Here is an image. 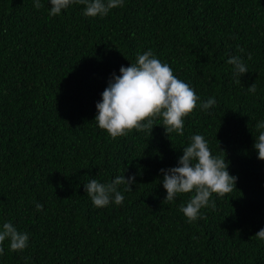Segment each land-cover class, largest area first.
<instances>
[{"label": "trees", "instance_id": "trees-1", "mask_svg": "<svg viewBox=\"0 0 264 264\" xmlns=\"http://www.w3.org/2000/svg\"><path fill=\"white\" fill-rule=\"evenodd\" d=\"M0 0V226L29 234L0 264H264V0H124L107 16L49 0ZM151 49L200 98L183 135L151 131L112 139L95 122L113 73ZM252 59L248 60V55ZM248 72L236 80L228 59ZM256 84V92L248 87ZM209 98L215 105L204 110ZM194 134L226 153L236 190L189 223L191 194L164 202L161 169L178 166ZM219 143V144H218ZM135 176L121 205L95 207L84 184ZM43 210L37 211L36 204Z\"/></svg>", "mask_w": 264, "mask_h": 264}, {"label": "clouds", "instance_id": "clouds-1", "mask_svg": "<svg viewBox=\"0 0 264 264\" xmlns=\"http://www.w3.org/2000/svg\"><path fill=\"white\" fill-rule=\"evenodd\" d=\"M49 3V15L53 17L60 15L70 4H79L84 6V16L95 18L107 16L111 10L122 7L124 0H49ZM34 7L40 9L43 5L40 0H34ZM251 59L249 54L248 60ZM227 62L233 66L239 84V77L248 72L247 64L240 56L230 57ZM256 90L255 83L248 87L250 93L254 94ZM199 99L195 90L149 49L143 54L138 53L130 66H121L119 75L113 73L101 101L96 104L95 122L112 139L127 136L133 130L151 134L158 119H162L166 135L173 132L183 135L184 119L196 109ZM214 105L215 99L209 98L201 107L208 110ZM256 128L259 135L254 138L253 147L258 152V159L264 161V121ZM219 150L222 155H214L205 137L194 134L188 146L183 148L178 166L160 170L167 193L163 203L174 201L178 195L191 194L187 203L180 206L189 223L204 218L202 209L209 206L215 209L213 195L224 197L236 190L238 178L230 175L226 153ZM135 180V176L125 179V175H118L112 181L102 183L94 178L89 179L84 188L92 204L104 208L110 203L121 205L125 199L123 192H132L131 185ZM36 209L42 211L43 205L37 203ZM255 238L264 241V229ZM6 240L12 252L23 251L28 246L29 234L18 231L11 221H6L0 226V256L4 254Z\"/></svg>", "mask_w": 264, "mask_h": 264}]
</instances>
